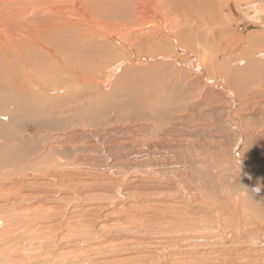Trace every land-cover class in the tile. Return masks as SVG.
I'll return each mask as SVG.
<instances>
[{"label":"bare ground","instance_id":"bare-ground-1","mask_svg":"<svg viewBox=\"0 0 264 264\" xmlns=\"http://www.w3.org/2000/svg\"><path fill=\"white\" fill-rule=\"evenodd\" d=\"M250 5L257 6L262 13L258 23L264 24V0H0V130L17 127L15 110L20 107L29 111L49 108L46 92L59 94V99L68 101L77 93L75 88H66V84L58 87L55 76L64 77L67 84L73 79L82 85L90 76L85 72L89 61L107 70L109 47H118L132 57L136 55V59L152 61L162 56L172 60L180 49L189 52L182 45L183 40H189L195 45H189L190 48L200 50L201 65L211 66L214 77L219 79L221 71L217 66L240 36V11ZM259 34L254 41L258 47L250 51L248 62L263 61L264 30ZM202 36L207 37L206 43ZM169 46L176 54L165 51ZM144 48L150 52L142 56ZM38 83L41 93L37 92ZM5 87L11 88L6 95L2 89ZM62 146L46 147L38 163ZM32 165L23 164L5 172L6 182H0V195L5 196L0 199V215H6L2 217L5 225L1 229L3 234L0 233V264H84V259L72 254L82 243L98 255L88 258L89 264H158L154 262L156 257L159 264H169L166 257H161L164 246L179 245L181 237L195 241L202 252H191L195 257L181 253L180 258L178 253L177 264H245L241 248L245 249L248 243L243 240L237 245L239 232L230 237L234 243L229 244L225 253L218 248L226 243V238L218 242L209 231L203 242L204 236L195 235L200 223L204 229L209 228L208 221H195L187 213L209 209L198 202L193 205L192 199L177 192L173 194L178 191L177 183L168 181L163 185L158 180L153 186L149 178L121 172L125 167L117 161L110 162L108 171H113L108 174L63 169L58 172L52 168L44 174L29 173L24 177L18 172ZM137 189L167 193L150 197L156 192L139 195ZM185 203L190 209L183 206ZM212 211L217 213L218 207ZM152 223L168 225L160 232V241L147 243L136 239L134 235ZM75 227L85 228L86 236L72 238ZM170 232L181 234L176 242L166 241ZM253 244L248 247L257 248ZM258 248L264 251V238Z\"/></svg>","mask_w":264,"mask_h":264},{"label":"rangeland","instance_id":"rangeland-1","mask_svg":"<svg viewBox=\"0 0 264 264\" xmlns=\"http://www.w3.org/2000/svg\"><path fill=\"white\" fill-rule=\"evenodd\" d=\"M260 14L255 5L241 9L237 23L240 36L217 66L221 71L219 79L214 77L211 66L201 65L200 50L190 48L193 44L189 40L182 42L189 52L180 49L176 54L169 46L165 51L176 57L165 60L161 56L154 59L156 62L136 59V55L132 57L118 47H109L107 70L89 61L85 72L90 76L82 85L73 79L67 84L64 77L55 76L58 87L73 86L77 93L66 101L63 97L59 99V94L46 92L44 96L51 108L15 110L17 127L0 130V182H6L8 171L28 163H33L31 168L18 170L24 177L44 174L52 168L58 172L63 169L108 174L113 171H108L110 162L117 161L125 167L121 172L149 178L153 186L158 180L163 185L168 181L179 184L173 194L177 192L192 199L193 205L198 202L209 209L202 213L187 210L195 221L210 222L206 223L208 229L200 223L194 233L204 236L203 242L208 239L209 231L218 242L226 238V243L218 248L222 250L220 253H225L229 244L234 243L230 237L239 232L237 245L245 240L257 247L241 248L245 264H264V251L258 248L264 238V57L263 61L248 62L250 51L258 47L254 41L264 30V24L258 23ZM201 40L206 43L207 37L202 36ZM148 52L144 48L142 56ZM103 85L107 87L104 89ZM38 86L37 92L41 93L40 83ZM2 89L5 95L11 91L10 87ZM51 144L66 146L39 164V155ZM154 191L150 197L167 193L135 190L139 195ZM4 197L0 195V199ZM214 207H218L219 213L212 211ZM5 216L0 215V233ZM164 224L152 223L134 236L147 243L159 242L163 237L160 232L168 226ZM86 231L75 227L72 238L85 237ZM62 233L65 235L67 231ZM172 233L167 234L166 238L170 237L167 242L172 239L176 242L181 235ZM182 238L177 241L179 245L164 246L161 257H166L169 264H177L178 253L180 258L181 253L195 257L193 254L202 252L195 241ZM72 254L84 259V264H89L88 258L98 257L89 251L86 243ZM156 258L154 262L159 264Z\"/></svg>","mask_w":264,"mask_h":264}]
</instances>
